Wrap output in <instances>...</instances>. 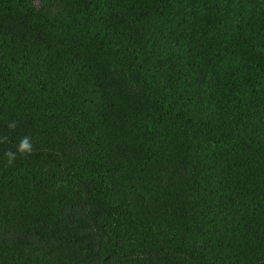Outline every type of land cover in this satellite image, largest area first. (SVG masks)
I'll use <instances>...</instances> for the list:
<instances>
[{"label":"trees","instance_id":"16d2710c","mask_svg":"<svg viewBox=\"0 0 264 264\" xmlns=\"http://www.w3.org/2000/svg\"><path fill=\"white\" fill-rule=\"evenodd\" d=\"M0 264H264V0H0Z\"/></svg>","mask_w":264,"mask_h":264},{"label":"clouds","instance_id":"9594fccd","mask_svg":"<svg viewBox=\"0 0 264 264\" xmlns=\"http://www.w3.org/2000/svg\"><path fill=\"white\" fill-rule=\"evenodd\" d=\"M18 151L21 153L24 152H31L32 151V145L30 143L29 138L25 137L24 139H22L18 145ZM8 156V161L9 163L12 162V160L14 159L15 154L12 152H8L7 153Z\"/></svg>","mask_w":264,"mask_h":264}]
</instances>
